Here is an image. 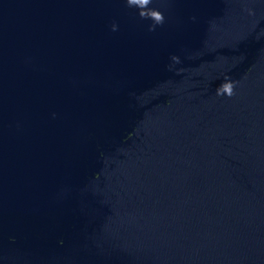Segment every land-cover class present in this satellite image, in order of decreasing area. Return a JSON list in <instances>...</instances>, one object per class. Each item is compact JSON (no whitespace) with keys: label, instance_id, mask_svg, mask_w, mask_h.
Listing matches in <instances>:
<instances>
[{"label":"water","instance_id":"95a60500","mask_svg":"<svg viewBox=\"0 0 264 264\" xmlns=\"http://www.w3.org/2000/svg\"><path fill=\"white\" fill-rule=\"evenodd\" d=\"M148 7L0 0V264H264V0Z\"/></svg>","mask_w":264,"mask_h":264},{"label":"clouds","instance_id":"9594fccd","mask_svg":"<svg viewBox=\"0 0 264 264\" xmlns=\"http://www.w3.org/2000/svg\"><path fill=\"white\" fill-rule=\"evenodd\" d=\"M152 3V0H125V4L128 8H137L139 9L138 15L141 19L151 20L152 23L148 26L149 32H154L157 26H162L165 22L164 14L156 8L148 7ZM194 19V18H193ZM111 30L113 32L118 30L117 24L113 23L111 25ZM259 38V37H258ZM172 63L168 65L169 70L173 68L175 64L180 63V57L177 55H172L170 57ZM178 71H183L178 70ZM239 81L232 80L227 74L224 75L223 82L216 88L217 96H228L232 97L234 89Z\"/></svg>","mask_w":264,"mask_h":264}]
</instances>
